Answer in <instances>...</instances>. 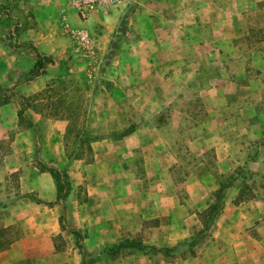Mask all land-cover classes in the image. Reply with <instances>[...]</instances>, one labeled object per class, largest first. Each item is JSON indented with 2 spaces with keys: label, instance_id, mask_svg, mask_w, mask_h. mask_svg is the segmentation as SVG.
Returning a JSON list of instances; mask_svg holds the SVG:
<instances>
[{
  "label": "crops",
  "instance_id": "obj_1",
  "mask_svg": "<svg viewBox=\"0 0 264 264\" xmlns=\"http://www.w3.org/2000/svg\"><path fill=\"white\" fill-rule=\"evenodd\" d=\"M5 1L0 0V4H4ZM257 1L264 2V0H245V12L229 13L225 18L221 17L220 21H214L208 27L202 23V18L195 12L188 16L187 22L180 19L181 23H177L171 18L173 24H176L177 33L174 36L175 46L172 45L170 48L168 57L170 63L167 62L172 66L191 67L194 73L198 74L203 86L200 96L206 114V118L200 123H186L187 111L174 101L175 96L167 101L154 99L152 93L145 90L149 83L157 81L154 68L157 62L154 58L159 56L157 43L162 42L165 37L164 26L159 23V20H155L158 18L153 14L144 13L145 24H141L140 31L136 32L137 18L134 17L136 19L133 20L131 37L127 38V44L124 40L120 42L122 46L105 71V78L101 82V92L96 93L110 99L109 109L106 112H102V109L95 111V115L101 114L108 118L106 122L95 123L94 129L107 134H103L92 143L93 163L89 164L90 166L83 165V175L87 172V177L136 178L138 166L135 159L143 156L145 159H152L151 166L145 165V169L147 175L154 178L153 182H158L159 179L167 183L173 182L180 153L178 137L183 134L186 137L187 151L201 156L193 171H190L187 190L191 198L183 203L180 191L173 184L170 191L164 187L153 189V191L160 194L172 192L173 198L175 197V202L172 204L174 210L206 209L211 202V195L219 188L221 179L228 170L235 168L243 159L242 155L238 159L234 157L232 150L235 143L231 142L227 134L230 125L228 117L230 112L233 113L231 108L234 107L229 104L231 92H233L232 85H239L234 89L236 96H254L260 93L263 87L264 40L261 36L259 38V33L264 24V3L259 7L256 4ZM17 4L25 14L31 11V14L25 17V21L19 24L26 22L22 32L25 39L32 41L48 55L53 56L58 48L61 49L64 44L62 34H66V31L70 32L72 26H78L87 28L93 38L94 54L91 61H95V53H99L102 57L114 37L113 34L119 30L117 26L121 10H113L109 13L93 12L82 21L70 8L67 0H19ZM12 14L14 13L10 16L6 14V16L11 17ZM3 16L4 14H1L0 18ZM15 17L20 18V14L18 13ZM15 24L12 28L14 37ZM180 29L184 32L182 36H179ZM2 30L0 26V84L14 83L21 78L25 82L28 68L23 67L24 73L19 70L22 67L20 57L25 56L26 60H30V57L31 59L35 57V53L31 55L28 52L23 55L20 52L25 48V43L20 37H18V44L9 50L7 44L1 39ZM245 49L248 50L249 57L244 56ZM202 51L203 54H201ZM219 56L224 58L227 64L218 65L216 60ZM231 57L236 59H230ZM53 58L54 63L48 64L43 76L51 74V68L64 65L63 61L55 59L54 56ZM136 66L142 68L136 69ZM214 70L216 74L210 75L214 73ZM158 81H167V78L162 77ZM132 82L140 83L142 89L139 95L135 96L141 100V103L145 101L157 104L156 113H159L166 104H172L171 122L168 126L175 133V137L169 139L161 137L160 130L167 129L168 126L156 127L150 121L135 125V130L128 135H113L131 124L129 113L132 109L131 99L135 94L130 85ZM19 95L18 91H13L8 94V100L0 103V138L5 131L19 127L17 105L19 100L16 98ZM244 109L236 110L241 113ZM150 112L145 110L147 114ZM119 115L122 121L116 120ZM259 128H261L260 120L257 118L246 128L247 138L250 140L259 138ZM26 129L29 130L30 127ZM19 138L17 135L16 139L11 141V152L0 153V199L4 193L7 174L10 171L20 170L21 166L25 167V161L28 162L31 159L34 162L35 154L38 157L37 149L40 143L36 149L34 141L27 139L23 142ZM22 148H26L27 152L31 151V157L20 153ZM209 150H213L214 160L222 165L219 173L210 167L209 160L206 158ZM41 159L45 163L48 159L54 162L60 161L59 158L45 156ZM53 165L63 169L60 164ZM247 167L255 174H264L263 160L250 161ZM36 168V166L31 169L26 168L27 171L21 176V195L0 207V223L4 227L16 224L20 229V235L17 237L0 236V264H83V255L78 246V251H73L71 256L68 254V249L63 252H57L56 249V236L60 231L64 203L66 205L65 219L68 214L70 228L79 229L83 234L86 259H95V251H100L105 243L123 240L122 236H127L128 232L132 231V227L143 226L145 221L126 216L123 213L124 207L116 209L113 198L111 203L110 201L97 202L95 186L87 185L88 189L76 188L68 171L72 184L69 196L64 203L61 199L59 203H50L52 198L46 195L45 187H41L44 186V182L40 181L41 175L36 174ZM253 191L254 194L251 197L237 202L240 187L231 185L228 188L224 208L209 230L212 236L209 241H202L205 244L198 256L202 264H264V187L259 186ZM78 192L81 193L80 198L77 197ZM111 192L109 190V194ZM35 193H38L41 200H32L30 195ZM133 210L139 213L142 209L135 207ZM176 220L177 222L179 220L178 226L180 219ZM182 223L185 225V222ZM179 235L180 233L177 232V238L173 242H178V238L181 237ZM105 257L103 256V259L97 262L94 260L92 264H117L110 255Z\"/></svg>",
  "mask_w": 264,
  "mask_h": 264
},
{
  "label": "rangeland",
  "instance_id": "obj_2",
  "mask_svg": "<svg viewBox=\"0 0 264 264\" xmlns=\"http://www.w3.org/2000/svg\"><path fill=\"white\" fill-rule=\"evenodd\" d=\"M18 1L6 0L4 4L10 7V13L15 15L19 13L20 18L16 19L14 14L11 17L4 14L3 18H0V26L3 28L1 39L7 44L9 50L18 44V38L13 35V25L17 24L18 21H25L27 16L31 14V11L25 14L22 9H19ZM262 3L264 2H256L259 7ZM244 5L245 0H123L120 6L113 7L110 11L121 10L117 28L120 27L123 19L127 22L126 28L122 33L115 31L111 41L120 36L122 37L120 42L122 43L124 40V43L127 44L126 40L131 37L130 34L133 31V20L137 18L136 32H139L140 25L146 20L144 13H151L158 18L155 20H159V23L164 26L165 37L162 42L157 43L159 47L157 48V54L159 56L154 58L155 62H157V65L154 66L157 81L149 83L145 90L152 93L154 99L159 98L167 101L175 96L174 101L178 102L179 106L187 111L186 120L188 121L186 123H200L206 118V114L200 96L203 86L198 74L194 73L191 67L172 66L171 64L168 65L167 62L169 61L170 48L172 45L175 46L174 36L177 33L176 24H173L171 18L177 23H181L180 19L187 22L188 16L195 12L202 18V23H205L208 27L214 21H220L225 18L229 13L245 12ZM161 15L163 16L161 17ZM178 17L181 18L178 19ZM182 29L179 31V36L184 33ZM260 30L259 38L261 36L264 40V24H262ZM22 32L19 37L24 43L27 40ZM65 33L61 35L64 41L63 46L61 49L58 48V51L53 55L55 59L63 61L64 65L51 68V74L42 75L31 82H24V79L21 80V78L20 81L14 83L0 84V103L6 100L9 93L18 91L20 95L16 97L19 100L17 105L19 111L21 109L24 111V116L22 117L19 116L18 111L19 127L5 131L3 137L0 138V153L5 154L12 151L11 141L15 140L17 135L23 142H26L27 139L34 141L36 149L38 143H40L41 157L59 158V162L48 159L47 163L60 164L64 171H68L76 188L88 189L87 185L95 186L97 202L106 203L110 201L111 203L113 198L116 209L124 207L123 213L126 216L145 221L142 227H139V225L132 227V231L128 232L127 236H122L123 240L105 243L100 251H95L96 262L103 259V256L108 257L110 255L113 261H117V264H202L198 256L205 244L203 242L209 241L212 234L208 231L203 239L204 241L202 240L203 242L201 241L197 245H191L190 243L192 239L200 237L201 230L206 227L203 215L204 210H174L172 204L175 202V197L173 198L172 192L160 194L153 191V189L156 190L163 187L168 188V191H170V187L173 184L180 191L183 203H186L191 198L187 190L190 182V171H193L201 156L198 153L187 151L186 137L183 134L178 137L180 139V148L178 149L180 153L178 154L179 160L172 179L173 182L167 183V181L160 179L158 182H153L154 178H150L145 169V165L151 166L153 163L152 159H145L143 156L135 159L138 166V177L136 178L87 177V172L83 175V165L93 163L92 143L98 139L99 135L107 134L106 132L100 133L99 130H95L94 124L106 122L108 118L101 114L99 116L95 115L97 109H102V112H106L109 109L110 102L108 97H102L96 95V93L101 92V82L105 78V71L108 68L106 64L107 56L112 48L110 42L102 57L96 52L95 61H91L93 54L86 55L77 51V44L71 32L66 31ZM121 43H119L118 50L122 46ZM24 47V50L20 51L23 55L28 52L31 55L35 53L30 45L25 44ZM245 52L246 55L244 56L249 57L247 49H245ZM201 54H203V51ZM20 58L22 67L19 70L22 73H24L23 67L29 68L36 61V57L32 59L30 57V60H26L25 56ZM230 59H236V57H231ZM216 61L219 63L218 65L227 64L226 60L221 56ZM228 61L230 62L229 59ZM141 68V66H136V69ZM262 72L264 73V69ZM213 74H216L215 70L210 75ZM162 77L167 78V81H158ZM130 85H132L133 93H135L131 99L130 125L150 121L156 127L168 126L171 122L170 108L172 104H166L159 113H156V103H146L145 101L141 103V100L135 96H138L139 91L142 89L140 83L132 82ZM232 87L233 92H231L229 104L234 107L231 108L233 113L230 112L228 117L230 125L227 134L231 142L235 143L234 146L232 145L234 157L238 159L242 155L243 159L235 168L228 170L221 182L228 186L235 179L236 181L233 182L232 186L240 187V194L237 199L242 200L251 197L254 194L253 190L259 186L264 187V174H251L245 169V166L244 169L239 170V167L245 164V157H247L248 153H251V155L256 153L255 143L264 137V81L261 92L254 96H236L234 89L235 87L238 88L239 85L233 84ZM236 109H244V112L240 113ZM145 110L151 112L147 114ZM119 116L116 117L118 121L121 119V116ZM257 118L260 120V137L250 140L247 138L246 128ZM27 127H30V129L27 130ZM169 127L167 129L162 128L159 135L165 139L175 137V133ZM119 132L117 131L116 133ZM116 133L113 135L116 136ZM60 150H62L61 156L58 155ZM20 153L31 157V151L27 152L26 148H22ZM214 156L213 150H209L206 154L210 167L219 173L222 165L214 160ZM257 156V159L264 161V147L258 149ZM34 160V162L31 159L28 162L25 161V167L21 166L20 170L10 171L7 174L3 189L4 193L0 199V207L7 204L12 198L21 195V176L27 171V167L31 169L33 166L37 167L35 169L36 174H40V181L44 182V186L41 187H45L46 195L52 198L50 203H59V181L40 163L36 154ZM225 188H227L226 196L229 187ZM109 190L112 191L110 194ZM192 190L194 191V189ZM30 196L32 200H41L38 193ZM77 197L80 198L81 193L79 194L78 192ZM217 198L214 192L211 195V202L217 200ZM135 207H139L142 210L136 213L133 210ZM193 213L194 215L191 216ZM177 218L180 219L178 226L179 220L177 222ZM182 222H185V225ZM70 225L69 216L66 214L65 221H60V231L56 236V249L57 252H63L68 249V254L71 256L73 251H78V249L76 238L70 231ZM19 231L20 229L16 224L4 227L0 223V236L2 237H17L20 235ZM177 232L180 233L179 236L181 237L178 238V242H173L177 238ZM127 240L140 242L142 246L141 248L137 246H117ZM165 245L170 247L177 245L175 247L177 249L168 255L163 251ZM96 247L97 243L95 242ZM90 259L87 258L88 264H92L89 262Z\"/></svg>",
  "mask_w": 264,
  "mask_h": 264
},
{
  "label": "trees",
  "instance_id": "obj_3",
  "mask_svg": "<svg viewBox=\"0 0 264 264\" xmlns=\"http://www.w3.org/2000/svg\"><path fill=\"white\" fill-rule=\"evenodd\" d=\"M10 11H11L10 7H7L5 4H0V15L1 14H7L10 16L11 15ZM19 24H20V22L18 21L14 27V34H15L16 38H18L20 36L22 30L25 28L26 22H23L21 25H19ZM126 24H127L126 20L123 19L121 21V25H120L119 30H118L119 33H122L124 31V29L126 28L125 27ZM121 40H122V37L117 36L115 40L111 41L112 50L109 52V54L107 56V63H106L107 66H109L112 58L117 54V51L119 48V43ZM24 43L28 44L32 47L33 51L35 52V57H36L35 63H32L30 65V67L28 68V72L25 76V82H29V81L36 79L38 76H41L42 74H44L48 64L54 63L55 60H54L52 55L45 54L43 51H41L37 46H35L33 44L32 41L27 40V41H24ZM6 100H8V97L6 98ZM19 116L20 117L24 116L23 109H21L19 111ZM134 130H135V125L132 124L129 127L125 128L124 130L120 131L119 133H116L115 135L116 136H125V135L130 134ZM99 137H102V136L99 135ZM255 145H256V153L254 155H251V153H248L247 157H245V164L243 166L239 167V170L244 169V166H245V169H247V171L249 173L255 174V172H253L251 169H249L247 167V163L250 161H253V160H257L258 149L261 147H264V137L262 139H260L259 141H257L255 143ZM37 154H38V159H39L40 163L45 168H47L55 176V178L59 181V183H60L59 199H61L64 203L65 200L67 199V197L69 196L71 190H72V184H71V180L69 178L68 173L57 165L45 163V161H43L40 157V147L37 149ZM235 181L236 180L233 179L228 186H226L225 183H223V182L220 183L219 188L215 191V194L218 197L217 200L211 202L208 205V207L206 209H204L203 215H204L206 227L201 230L200 237L192 239V241L190 243L191 245H197L198 243H200L204 239V237H206L207 232L213 226L218 214L224 208L225 192L227 189L225 187H230L231 185H233V182H235ZM237 200L239 201L240 199H237ZM65 211H66V205L64 203V213L61 217V220H65ZM70 231L76 237L77 246L80 250V253L83 255V264H88L87 259L85 257L82 232L76 228H70ZM117 246H120V247H132V246L135 247V246H137V247L141 248L142 244L140 242H137L134 240H129V241L127 240V241H124L122 243H119ZM176 246L164 247L163 251H165L166 254L170 255L177 249V248H175ZM94 260H95L94 258H91L89 262L92 263Z\"/></svg>",
  "mask_w": 264,
  "mask_h": 264
},
{
  "label": "built area",
  "instance_id": "obj_4",
  "mask_svg": "<svg viewBox=\"0 0 264 264\" xmlns=\"http://www.w3.org/2000/svg\"><path fill=\"white\" fill-rule=\"evenodd\" d=\"M68 5L82 21L86 20L93 12L108 13L113 7L120 6L123 0H67ZM77 47L76 50L86 55L94 54V42L90 32L85 27L70 28Z\"/></svg>",
  "mask_w": 264,
  "mask_h": 264
}]
</instances>
